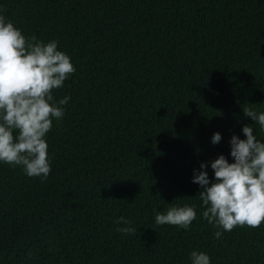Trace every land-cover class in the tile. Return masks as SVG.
<instances>
[{
    "label": "trees",
    "instance_id": "trees-1",
    "mask_svg": "<svg viewBox=\"0 0 264 264\" xmlns=\"http://www.w3.org/2000/svg\"><path fill=\"white\" fill-rule=\"evenodd\" d=\"M25 37L55 39L75 72L45 139L46 179L0 163V264H264V223L216 229L193 169L264 111V0H0ZM257 139L264 141L258 125ZM214 132L221 140L213 145ZM212 178L211 169H207ZM195 206L187 230L153 209ZM137 231H115L117 217Z\"/></svg>",
    "mask_w": 264,
    "mask_h": 264
},
{
    "label": "clouds",
    "instance_id": "clouds-1",
    "mask_svg": "<svg viewBox=\"0 0 264 264\" xmlns=\"http://www.w3.org/2000/svg\"><path fill=\"white\" fill-rule=\"evenodd\" d=\"M74 72L70 57L58 49L55 39L26 38L0 9V163L18 166L28 177L47 178L51 166L45 137L53 120L63 118V106L70 100L68 95L57 100L53 90L63 87ZM243 112L264 133V111ZM254 124L242 126L243 139L231 135V162L220 154L193 169L191 182L202 189L198 192L201 217L216 229V239L234 227L257 228L264 223V141L257 139ZM221 138L214 132L210 142L215 145ZM169 205L163 210L153 209L154 223L187 230L196 218L195 206ZM115 224V231L123 234L137 231L123 216L117 217ZM188 261L211 264L206 252L195 249Z\"/></svg>",
    "mask_w": 264,
    "mask_h": 264
}]
</instances>
